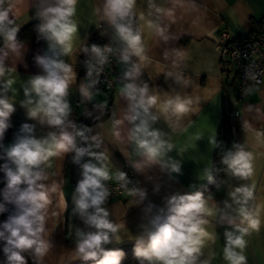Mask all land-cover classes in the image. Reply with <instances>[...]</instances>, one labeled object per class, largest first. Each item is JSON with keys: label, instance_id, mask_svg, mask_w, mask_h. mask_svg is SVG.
<instances>
[{"label": "clouds", "instance_id": "clouds-1", "mask_svg": "<svg viewBox=\"0 0 264 264\" xmlns=\"http://www.w3.org/2000/svg\"><path fill=\"white\" fill-rule=\"evenodd\" d=\"M25 3L38 21L34 25L37 40L44 41L46 49L33 57L40 71L23 81V99L17 101L12 94L14 73L28 50L19 38L21 25L17 23ZM77 4L78 0H0V214L7 213L0 221V264H29L30 258L32 264H44L54 246L47 226L54 197L58 195L64 212L69 207L51 171L53 158L64 159L69 153L74 154L73 163L80 169L71 194V215L80 222L70 225L72 259L83 264H123L125 259L123 250L108 247L122 243L121 233L128 229L126 222L113 219L108 207L111 192L106 182L113 178L111 149L94 123L88 126L72 119L70 88L77 86L81 102L92 103L104 66L115 57L122 66L117 104L123 101V106L111 113L109 133L114 143L126 145L122 155L127 156L134 172L154 181L153 193L162 187L150 175L153 170L169 181L182 174V160L171 155L177 150L173 134L183 132L190 115L199 111L204 101L188 91L196 83L184 71L185 51L171 46V41L179 39L172 32L173 24L183 21L190 30L201 26L196 0H143L142 6L138 0H98L94 8L97 23L111 30L112 43L104 45L80 38ZM149 37L165 45V65L159 75L171 81L169 90L150 86L143 79L150 64ZM76 53L84 57L85 76L79 81L76 65L69 62ZM17 102L26 121L32 122H23L13 141L5 144ZM92 106L99 111L106 107L103 103ZM245 114L238 113L243 129L252 128L254 120L264 122L260 107L246 105ZM83 115L95 120L91 111ZM161 123L167 130L158 126ZM208 143L219 147L216 135L210 136ZM253 160L245 142H234L221 155L222 167L213 164L202 170L203 180L218 190L227 189L220 202L210 201L199 190L174 191L158 206L138 181L129 189L132 181L127 172L117 170L115 178L131 196L128 210L141 209L138 231L129 239L135 242L138 264H211L204 254L205 247L215 243V233L207 227L209 216L224 228L227 264H247L245 236L260 230L264 211L256 185L250 182ZM221 172L239 183L222 185L217 180Z\"/></svg>", "mask_w": 264, "mask_h": 264}, {"label": "crops", "instance_id": "crops-1", "mask_svg": "<svg viewBox=\"0 0 264 264\" xmlns=\"http://www.w3.org/2000/svg\"><path fill=\"white\" fill-rule=\"evenodd\" d=\"M201 15V26L196 30L188 29V25L181 21L172 26V32L179 36V39L171 41V46L179 47L186 53L184 71L190 75L196 83L193 89H189L193 96H200L204 99L201 102L199 111L193 113L186 121L187 126L183 132L173 134V140L176 144V151L171 155L182 160V174L173 181H169L167 176L153 170L150 175L154 180H159L162 187L159 193H153L154 181L148 180L144 175L135 173L136 180L141 187L148 190L149 200L158 206H162L163 197L174 191L187 192L198 190L207 181L203 180L202 170L205 167H212L215 148H212L208 139L210 136L218 138L223 127L224 116L227 114L229 128L231 133V146L234 142H245L247 150L252 152L254 160V175L251 183L256 185L258 202L264 204V122L252 121V128L243 129L242 121L238 113L245 116V106L254 105L264 109V84L258 89H252L241 103L234 99V78L233 75L222 73L219 69V55L216 49V43L221 31H226L230 35L250 38L256 36L264 29V0H196ZM98 0H78L76 20L79 25V36L81 39H88V43L94 38H111V32L106 24L97 23L94 12ZM143 0H138V6H142ZM33 10L28 11L25 3L21 10L17 23L21 25L20 31L36 22L33 19ZM38 22V21H37ZM19 31V32H20ZM27 44V52L23 63L17 65V72L14 73L15 83L13 84L14 98L19 101L23 99L22 83L30 75L38 73L40 70L35 66L33 57L46 49V43L37 40L34 36L31 39L23 41ZM148 56L150 64L146 68L143 79L150 86H156L164 90H169L171 81H165L163 74L165 62L162 59V51L165 45L155 38L149 37ZM83 55L74 54L69 62L76 65L78 81L82 80L81 63ZM117 70L121 74L122 66L117 63ZM159 75V76H158ZM151 79H150V78ZM120 84L115 87L112 95L97 92L92 103H103L109 105V118L98 124H94L105 136V143L111 149L112 156V176L110 180H115L117 170H122L123 163L128 161L126 155H122L126 145L116 144L112 141L109 133L110 116L113 111H118L123 106V101L117 104V93ZM69 99L72 103V119L77 123L83 113V102L77 91V86L70 88ZM26 121V114L17 102L16 112L11 117L12 127L9 129V137L5 144L13 141L15 133L20 125ZM92 126V125H91ZM159 127L165 128L161 123ZM165 130H167L165 128ZM230 146V148H231ZM128 151H131L128 148ZM69 153L64 159L53 158L51 171L54 173V179L60 183L64 196L68 198V211L64 212L59 207V197H54L53 204L50 207V220L48 229L51 233L54 246L44 259V264H76L81 261L73 260L71 249L74 243L69 236L71 233L70 225L80 222L71 215V194L74 188L72 183L80 179V169L73 163L72 156ZM199 177V178H198ZM239 181L225 175L222 185H236ZM195 185V188H190ZM227 189L221 187L219 190L215 187L206 197L210 201H223L226 198ZM131 199L129 193H125L120 198L109 200L113 219L119 222H126L127 228L122 231L123 242L117 245H109V248L120 247L123 245H134L135 242L129 240L132 234L138 231L137 225L140 222L141 209L132 207L128 210V202ZM147 203V202H146ZM127 213V214H126ZM262 224L260 230L252 231L245 236L247 242L244 249V255L247 258V264H264V211H262ZM210 221L208 231L215 233V243H209L205 249V258H211V264H227L223 256L224 248V228L219 226L216 219L212 216L207 217Z\"/></svg>", "mask_w": 264, "mask_h": 264}, {"label": "built area", "instance_id": "built-area-1", "mask_svg": "<svg viewBox=\"0 0 264 264\" xmlns=\"http://www.w3.org/2000/svg\"><path fill=\"white\" fill-rule=\"evenodd\" d=\"M89 43L104 45L111 44L112 41L111 38L94 37ZM216 49L219 55V69L223 74L233 75L234 99L235 102L241 103L250 90L258 89L264 84V29L250 38L237 37L226 31H221ZM119 75L116 59L111 57L110 63L104 66L100 77L99 92L112 95L119 83ZM81 76L82 79L85 76L83 63H81ZM122 171L127 172L128 178L132 181L128 187L129 189L132 188L137 180L128 161L123 163ZM76 183L77 181L72 183L73 188H75ZM106 183L111 192L109 200L120 198L125 193H129L120 187L121 182L117 179L109 180Z\"/></svg>", "mask_w": 264, "mask_h": 264}, {"label": "trees", "instance_id": "trees-1", "mask_svg": "<svg viewBox=\"0 0 264 264\" xmlns=\"http://www.w3.org/2000/svg\"><path fill=\"white\" fill-rule=\"evenodd\" d=\"M38 23L37 21L30 24L26 28H24L22 31L19 32V38L22 41H26L28 39H31L32 37L36 36L34 31V25ZM93 104H99V103H83V113L91 111L93 114V117H95V120L93 121L91 118L86 117L85 115H81L79 118V122L88 126H91L94 124L102 123L106 121L109 118L110 115V109L109 105L105 107L104 111H99L93 108ZM229 120L227 114L224 116L223 121V127L221 132L218 135L217 142L219 144V147L215 148L214 155H213V164L217 167H222L219 163L221 159V155L224 151L230 148L231 146V133L229 128ZM9 130L5 134V140L7 137H9ZM4 140V142H5ZM2 163V161H0ZM212 164V166H213ZM3 174L0 173V178H2ZM225 177V174L223 172L219 173L217 175V180L219 183L223 181ZM3 187V183H0V188ZM216 186L214 184H209L206 182L201 188H199V191H203L205 195H209V193L215 188ZM7 217V213L0 214V221L5 220ZM119 249L123 250L125 252V259L123 261V264H138L137 260L134 257V245H123L118 247ZM3 259V254L0 252V260ZM29 264H32L31 258L29 259ZM76 264H83V262H78ZM88 264H92V262H88Z\"/></svg>", "mask_w": 264, "mask_h": 264}]
</instances>
